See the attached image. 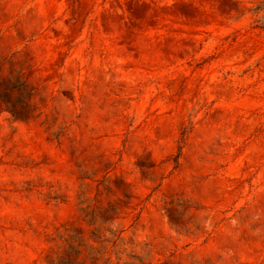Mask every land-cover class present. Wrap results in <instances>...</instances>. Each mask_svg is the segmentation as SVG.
Wrapping results in <instances>:
<instances>
[{"label":"rangeland","instance_id":"374dc122","mask_svg":"<svg viewBox=\"0 0 264 264\" xmlns=\"http://www.w3.org/2000/svg\"><path fill=\"white\" fill-rule=\"evenodd\" d=\"M0 264H264V0H0Z\"/></svg>","mask_w":264,"mask_h":264}]
</instances>
